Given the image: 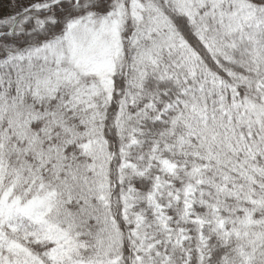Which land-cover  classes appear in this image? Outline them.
Masks as SVG:
<instances>
[{
	"label": "snow or ice",
	"instance_id": "obj_1",
	"mask_svg": "<svg viewBox=\"0 0 264 264\" xmlns=\"http://www.w3.org/2000/svg\"><path fill=\"white\" fill-rule=\"evenodd\" d=\"M0 264H264V0H0Z\"/></svg>",
	"mask_w": 264,
	"mask_h": 264
}]
</instances>
